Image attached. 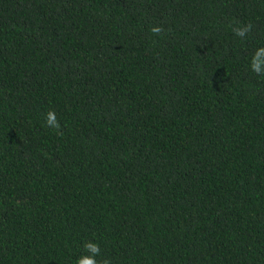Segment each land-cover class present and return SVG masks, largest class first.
<instances>
[{
  "label": "trees",
  "instance_id": "obj_1",
  "mask_svg": "<svg viewBox=\"0 0 264 264\" xmlns=\"http://www.w3.org/2000/svg\"><path fill=\"white\" fill-rule=\"evenodd\" d=\"M258 45L264 0H0V264H264Z\"/></svg>",
  "mask_w": 264,
  "mask_h": 264
},
{
  "label": "clouds",
  "instance_id": "obj_2",
  "mask_svg": "<svg viewBox=\"0 0 264 264\" xmlns=\"http://www.w3.org/2000/svg\"><path fill=\"white\" fill-rule=\"evenodd\" d=\"M250 30V24H240L237 22L232 26V32L239 38H244ZM149 31L159 35L164 29L159 24H152L149 27ZM247 59L250 72L264 77V45H258L255 47L248 55ZM42 119L45 126L55 131L57 135L62 134L59 131L60 125L55 111L51 109L47 110L44 112ZM80 247L82 248L81 253L72 258L71 264H111V261L108 258L98 260L100 245L95 239L82 240Z\"/></svg>",
  "mask_w": 264,
  "mask_h": 264
}]
</instances>
